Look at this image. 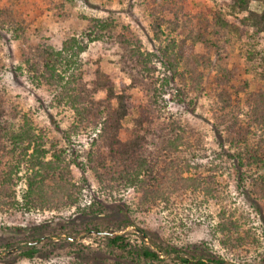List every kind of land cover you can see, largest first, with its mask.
<instances>
[{
  "label": "trees",
  "instance_id": "obj_1",
  "mask_svg": "<svg viewBox=\"0 0 264 264\" xmlns=\"http://www.w3.org/2000/svg\"><path fill=\"white\" fill-rule=\"evenodd\" d=\"M184 1L176 3L172 0L176 5L170 7L172 16L168 23L179 24L180 16L176 9L179 6L183 10V16H186L185 20L188 19L189 26L194 22L199 29L197 34L189 32V47L197 42L202 44L212 36L216 44L217 38L228 35L227 40H232L239 50L238 59L244 70H249L260 78L256 80V89L246 92L242 103L237 98L239 96L231 98V90L239 88V85L230 82L231 73L224 71L216 79L214 90L219 102L212 110L215 114L224 112L222 115L226 120L222 122V119L215 128L216 136L221 137L219 128L222 123H225L222 127L226 135L213 150L214 158L205 154L199 142L193 145L189 143V148H180L185 128H174L175 123L173 120L171 122L170 117L166 127H159L162 110L155 113L154 105L158 97L161 99V93L171 88L175 77H183L176 70L181 56H178L179 60L171 59L175 47L171 39L167 40L165 46L158 45V54L144 51L139 44L140 40L128 34L127 26L117 30L112 24L111 16L86 15L81 17L72 33L66 30L64 38L57 43L50 35L43 34L40 28H28L30 20L27 19L25 28L24 19L16 21L9 13L0 11V28L4 34L10 31L14 35H22L23 41L20 64L8 67L0 63V184L3 182V185H7L13 180L23 181L25 184L22 201H8L10 208L29 215L48 206L49 202L43 201L47 193L42 188L55 173L65 168L61 162L65 166L74 163L83 172L90 170L105 186L111 181H119V186L126 188L141 180V176L147 179L150 176L161 179L166 174L177 176L174 169L180 167L179 170L187 173L191 171L192 175L208 173L209 178L213 179L225 172L230 173L237 178L241 190L246 188V195L251 194V187L264 191V0L259 12L248 8L250 0H212L211 6H204L207 0H189V4ZM57 8L62 11V6L58 5ZM186 9H189V14L184 13ZM159 27L157 24V29ZM26 29L27 34H24L23 30ZM91 42L102 43V52L114 57L119 72L128 82H118L110 73L101 70L100 61L93 68H85L80 54L86 51ZM118 44L120 46H116ZM183 45L178 44L179 49ZM189 50L198 56L202 54L194 47ZM156 62L162 66V70L157 72ZM191 65L189 64V86L193 85L194 79L199 82L195 78L197 72ZM7 72H10L16 83L26 82L32 89L40 87L44 82L55 87L54 104L70 109L73 114L69 127L60 131L68 149L63 147L54 151L51 146L46 145L47 134L38 130L26 117L29 111L20 104L21 96H12L1 87V84L6 83ZM242 83L247 84V80L244 79ZM176 88L173 96L177 99L172 100L180 102L183 97L180 96L178 86ZM193 102L194 99H189V104ZM134 108L138 111L131 118V126L125 127L123 120L131 115ZM239 114L243 117H239ZM79 131L86 132L89 138L83 159L72 140V135L80 133ZM169 150L177 152V158L172 162L168 161L169 166L172 163L178 164L173 168L163 165L168 159L161 158ZM158 164L160 169L156 167ZM189 179L192 178L189 176ZM83 187L85 186L82 184L81 188ZM188 187L186 185L185 190ZM175 189L178 188L175 186ZM90 191L92 200L88 204V210L81 206H77V209L80 213L102 216L104 201L99 199L100 192H95L92 188ZM178 193L181 203L187 198L193 201L184 190ZM13 195V192L7 194L9 198H13ZM2 203L0 199V211L4 209ZM224 214L222 207L218 216L223 218L214 225V230L221 233L228 232V225L231 223L228 220L222 221ZM233 225L235 224L231 223ZM21 228L16 227L17 230ZM1 229L11 230L5 226L1 228L0 225ZM42 237L43 234L38 239L41 240ZM44 240L50 242L47 238ZM106 240L111 264H166L160 263V248L152 238H149L152 246L144 242L142 235L138 243L134 244L127 234L106 235ZM208 242L206 240L200 246L204 253L201 252L199 256H189V242L181 248L187 251L185 254H180V250L170 244L164 247V251L173 253V258L177 260L174 264H223V259L219 256L206 255ZM13 245L8 243L4 250ZM21 247L18 251L7 253L6 258L31 259L39 255L48 257L55 249L53 246L50 252H41L40 247L33 242H27ZM93 260L89 261L92 264L101 262L96 255Z\"/></svg>",
  "mask_w": 264,
  "mask_h": 264
},
{
  "label": "rangeland",
  "instance_id": "obj_2",
  "mask_svg": "<svg viewBox=\"0 0 264 264\" xmlns=\"http://www.w3.org/2000/svg\"><path fill=\"white\" fill-rule=\"evenodd\" d=\"M185 1L189 4V0ZM212 4V0H207L204 6ZM58 5L62 6V11L57 8ZM172 5H176L172 0H0V11L9 13L16 21L19 18L24 19L25 28L27 19L30 20L28 28H40L43 34L50 35L57 43L64 38L66 30L72 33L81 17L86 15L111 16L112 24L117 30L127 26L128 34L140 40L139 44L144 51L158 54V45L165 46L167 40L171 39L175 47L173 57L170 58L174 60L181 56L176 70L183 77H175L171 88L161 93V99L158 97L154 105L155 113L162 110L159 115V127H166L170 117L171 122L173 120L175 123L174 128H185L184 141L179 143L180 148H189V143L193 145L199 142L205 154L214 158L213 150L226 135L222 127L225 123H222L219 128L221 137L216 136L215 128L222 119V122H226L225 116L222 115L224 112L215 114L212 110L219 102L214 90L216 79L221 77L224 71L231 73L230 82L239 85V88L231 90V98L239 96L237 98L241 99L242 103L246 92L256 89V80L260 78L249 70H244L238 59L239 50L232 40H227L228 35L217 38L216 44L212 36L202 44L197 42L189 47V32L197 34L199 29L194 22L189 26V21L185 20L186 16H183V10L179 6H176L180 16L179 24L173 23L172 27L173 24L168 23L172 16ZM262 6L263 0H250L248 4V8L253 12L261 11ZM186 12L189 14V9L184 11ZM23 33L27 34V29L23 30ZM197 36L199 37V33ZM22 42V35H14L10 31L4 34L0 28V63L8 67L20 64ZM178 44L186 45L179 49ZM193 47L202 54L198 56L189 50ZM80 58L85 62V68H93L96 62L100 61L101 70L110 73L118 82H128L119 72L114 57L110 53L102 52L101 42L89 43L86 51L81 52ZM189 64L193 65L194 71L197 72L195 78L199 79V82L194 79L191 86ZM156 65V72L162 70L158 62ZM10 75V72L5 73L6 83L1 84V87L12 96H21L20 104L23 109L29 111L26 117L38 130L47 134L46 145L51 146L54 151L63 147L68 149L60 131L69 127L73 114L70 109L54 104L55 87L44 82L40 87L32 89L26 82L16 83ZM244 79L247 84L242 83ZM175 85L183 97L180 102L172 100L177 99L173 96L177 89ZM189 99H194L193 104H189ZM137 111L134 108L131 115L124 118L125 127L131 126V118ZM239 117L243 115L239 114ZM72 140L83 159L89 140L86 132L73 134ZM176 154L175 151H165L161 158L168 160L163 165L176 167L177 163L168 165V161L172 162L177 158ZM61 165L65 168L55 173L42 188L47 193L43 201L49 202L48 206L29 215L21 214L7 205L11 200L18 203L22 201L24 182L13 180L7 185L1 182L0 199L4 209L3 212L0 211V225L1 228L5 226L11 230H0V258L3 257L0 264H92L89 260L94 261V255L101 260L95 264H104L103 261L105 264H111V255L105 243L106 235L114 234H127L133 244L138 243L142 235L144 242L150 246L152 245L149 238H152L158 249L160 248V263L177 262L172 252L164 251L168 244L176 246L180 254L189 251V256H199L203 252L200 246L209 240L206 255L219 256L223 259V264H264V191L251 187V194L246 195V188L241 190L237 178L230 173L225 172L213 179L209 178L208 173L192 175L191 171L187 173L179 170V167L174 169L177 176L166 174L161 179L151 176L147 179L141 176V180L134 185L122 188L119 181H111L105 186L106 184L100 183L90 170L83 172L74 163L65 166L64 162H61ZM156 167L160 169L161 166L158 164ZM189 176L192 179H189ZM82 184L85 187L81 188ZM186 185L189 187L185 190ZM175 186L179 190L175 189ZM91 188L95 192L99 191L100 198H97L104 201L102 216L80 213L77 209V206H81L88 210V204L92 200ZM180 190H184L188 196L190 194L193 201L187 198L188 200L184 199L181 203L178 193ZM11 192L14 194L13 198L7 196ZM222 207L225 211L222 221L228 220L227 222L235 224L231 226L230 223L226 233L214 230V225L223 218L218 216ZM16 227L22 228L17 230ZM42 234V239H38ZM45 238L51 243L45 241ZM36 239L38 240L33 241ZM27 242H33L40 247L41 252H50L53 246L55 249L48 257L39 255L31 259L6 258L7 253L20 250ZM187 242L189 248L183 251L181 248ZM8 243L14 245L4 250Z\"/></svg>",
  "mask_w": 264,
  "mask_h": 264
}]
</instances>
